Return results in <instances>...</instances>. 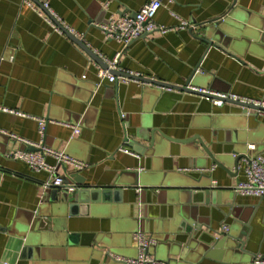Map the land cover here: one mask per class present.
<instances>
[{
    "label": "crops",
    "instance_id": "1",
    "mask_svg": "<svg viewBox=\"0 0 264 264\" xmlns=\"http://www.w3.org/2000/svg\"><path fill=\"white\" fill-rule=\"evenodd\" d=\"M49 2L58 18L104 62L120 53L119 72L181 87L191 82L264 103V39L257 35L239 48H226L205 35L206 26L233 11L244 24L263 27L264 0H177L155 16L158 24L173 30L149 34L128 46L108 39L100 26L112 17L135 16L147 0ZM38 7L32 0H0V264H125L120 259L137 256L136 232L156 241L150 253L157 259H177L170 264H234L223 252L203 258L189 249L190 234L171 217L169 191L160 192L159 201L140 189L100 191L89 197L90 203L75 208L61 230L28 241L24 228L43 204L49 174L35 173L23 161L8 158L14 151L30 152L20 140L88 164L80 174L96 188L132 183L135 174L144 184L148 175L164 179L171 173L221 188L220 204L202 207L200 216H209L213 230L228 226L235 236L248 224L245 248L257 256L252 264H264V200L234 191L246 181L245 162L233 177L210 160L209 169L200 171L191 163L186 145L166 142L168 151L139 158L124 143V124L133 133L146 121L176 140L201 136L215 154L241 148L249 156H264V115L250 111L254 116L242 118L241 125L227 126L231 113L239 112L231 105L212 106L195 95L160 91L134 80L100 82L97 64L71 38L55 31ZM171 12L191 27L176 29L179 22ZM39 119L47 123L43 136ZM73 127L80 135H74ZM250 145L256 149L250 150ZM47 162L56 165L51 157ZM73 172L67 168V174ZM58 173L64 176L65 168ZM83 234L96 237L92 246L70 244V236L80 240Z\"/></svg>",
    "mask_w": 264,
    "mask_h": 264
},
{
    "label": "water",
    "instance_id": "2",
    "mask_svg": "<svg viewBox=\"0 0 264 264\" xmlns=\"http://www.w3.org/2000/svg\"><path fill=\"white\" fill-rule=\"evenodd\" d=\"M32 1L44 10L39 1ZM44 11L48 14L46 10ZM56 24L63 30L65 35L71 38L78 47L89 56V58L102 69H108L107 64L96 53L89 49L82 40L64 29L59 23L56 22ZM205 35L212 40L211 43L215 41L226 48H239L245 39H256L254 37H257V35H259L260 38L262 37L263 41L264 26H255L252 23L244 24L237 17L236 11H233L226 17L206 26ZM110 74L116 77V85L119 84L120 78H125L141 82L146 86H156L160 91H163L161 89H170L172 91L175 90L177 92L192 94L202 101L209 102L212 106H215L212 102L213 100H223L225 104L231 105L239 111L238 113H231L227 126L241 125L239 122H242V118L254 116L250 114V111L264 112V107L262 106L232 101L217 96V94L225 93H219L213 90L210 91L216 95L199 92L198 89L207 90V88L190 86L191 82L181 87L164 84L117 70H111ZM124 134L125 145L131 147L133 149V154L139 158L151 157L160 152L168 151L167 145L165 144L166 142L189 146L187 150L188 157L192 160L191 163L195 165V167H200V171H207L209 169L207 163L210 160L213 166L223 169L230 176L237 177L242 163L250 157V152H247V150L243 151L241 148H233L231 151L223 149L220 154H215L201 136L195 135L185 140H176L166 136L161 130L154 128L152 124L146 121H143L141 128L136 129L133 133H129V127L125 123ZM241 143L247 147L245 142ZM36 151H38L37 148H30V152ZM260 156L264 158L263 155ZM65 172L66 174L61 176L63 185L61 187H51L46 190L43 204L24 228V232L26 233L25 238L27 240H36L39 238L38 234L44 232L61 230V225L64 226V219L71 215L72 211L78 208L80 204L90 203L88 199L91 195L93 196V194L99 195L100 191L107 194L114 190L120 193L124 189L132 188L152 192V194L158 198V201L160 200V192L169 191V204L172 207L171 217L180 221L179 225L181 231H186L190 234L189 236L192 242L188 244L189 249L198 250L203 258H211L217 252H223L225 256L229 257L231 263L252 264L253 259L257 257L248 252L245 248L248 233L250 231V226H248V224L244 225L245 228L239 236H235L230 232L225 233L213 230L208 221L209 216H200L202 207H213V205L220 204V193L223 191L221 188H214L210 186V184L204 183V181L196 183L185 179H178L172 173L166 175L164 179L158 175H153V177H149L148 175V177H146L147 179H144V182L145 180L148 182L146 181L144 184H140L137 181V174H135V181L132 183L117 182L111 187L96 188L87 185L86 178L83 177L80 172L76 171L67 174V168H65ZM138 214L141 216V210L138 211ZM144 215L146 218V214ZM189 218L194 219V222L187 221ZM142 223L140 218H138V227L141 231L143 229ZM78 238L79 237L76 235L70 236V244L75 245L81 243L82 245L90 247L93 245V241L96 237L91 234H83L80 240H78ZM107 253L111 256L110 250H108ZM176 261L177 259L170 258L169 262L166 261V263H176Z\"/></svg>",
    "mask_w": 264,
    "mask_h": 264
},
{
    "label": "built area",
    "instance_id": "3",
    "mask_svg": "<svg viewBox=\"0 0 264 264\" xmlns=\"http://www.w3.org/2000/svg\"><path fill=\"white\" fill-rule=\"evenodd\" d=\"M39 1L44 10L48 12V14L40 9V13L44 16L45 21L57 32L61 34H65L60 27L57 26L56 22L59 23L64 29L68 30L70 33L77 36L68 26H66L58 16L51 10L49 0H37ZM177 2V0H147L144 6L140 9L139 12L135 14V16L123 15L119 17H112L108 21L107 24L101 25L100 29L105 33L106 37L110 40L117 41L125 46L130 45L147 36L149 34L155 32L167 33L168 31L173 30V28H168L164 25H160L155 21V16L157 12L166 5H173ZM35 4V3H34ZM171 15L176 18L179 22V25L176 29L182 30L191 27V25L179 18L175 14V12H171ZM121 54H117V56L113 60H107L105 63L108 66L107 70L102 69L98 64L99 71V79L100 82L104 80H108L111 83L116 82V77L110 74L111 70H116L119 64V59ZM132 75L138 76L136 74L130 73ZM121 81H126L125 78H120ZM170 90V89H167ZM197 90V89H195ZM199 92L216 95L210 90H201L198 89ZM221 98L239 101L247 104H252L255 106L264 107V103L254 100H248L244 98H240L238 96L232 94H217ZM215 106L222 107L225 105L223 100H213L212 101ZM7 112L18 114L19 112H15L12 110H5ZM264 115V112H259ZM124 117L122 116V119ZM39 131L43 136L46 131V120L39 119ZM74 135H80L81 130L78 127H73ZM14 139H18L16 136H13ZM28 146L35 147L38 149L36 152H25V151H14L8 154V158L23 161L31 170L35 173L47 172L49 174V178L46 182L43 183L44 188L47 190L51 187H61L63 185V179L59 175L58 169L60 167L64 168H72L77 172L84 171L88 168V164L81 162L64 152L55 151L51 148L45 147L43 145H35L20 140ZM250 150H255L254 145L249 146ZM125 153H131L129 150L124 149ZM51 157L56 160V165L49 164L47 162V158ZM245 175L246 181L240 183L234 191L237 194L245 195V196H255L264 200V158L260 155L250 156L248 160L245 161ZM222 232L228 233L230 231L228 226H223ZM136 247H137V256L135 258H126L120 259L125 264H167L164 261L157 259L150 253V248L156 245V241L151 237H148L143 232H136L133 236Z\"/></svg>",
    "mask_w": 264,
    "mask_h": 264
}]
</instances>
